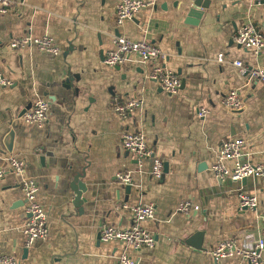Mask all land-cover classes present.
Listing matches in <instances>:
<instances>
[{
    "label": "crops",
    "instance_id": "1",
    "mask_svg": "<svg viewBox=\"0 0 264 264\" xmlns=\"http://www.w3.org/2000/svg\"><path fill=\"white\" fill-rule=\"evenodd\" d=\"M119 1L12 0L0 13V71L12 81L0 87V168L7 166L6 153L25 160L24 175L38 183L49 228L46 239L26 246L19 178L4 174L0 255H12L18 264H115L126 248L100 240L99 230L103 224L127 226L126 203L155 209L143 225L154 233L156 246L133 254L137 264H247L235 255L216 260L211 252L222 239L238 246L264 239V181L219 180L210 166L231 137L245 141L240 161L264 158V83L247 80L232 63L264 67V52L254 54L234 41L247 20L264 35V8L252 0H155L116 25ZM44 34L59 54L9 46L13 38ZM116 35L157 45L165 65L180 76V91L168 95L149 79L152 62L105 65ZM230 89L242 100L237 110L222 102ZM36 97L49 102L40 127L22 119ZM131 98L141 104L122 118L112 106ZM138 129L165 164L158 180L150 173L152 158L138 159L120 142L122 132ZM121 172L131 174L129 192L117 180ZM239 191L257 197L255 209H238ZM184 199L200 210L177 212Z\"/></svg>",
    "mask_w": 264,
    "mask_h": 264
},
{
    "label": "built area",
    "instance_id": "2",
    "mask_svg": "<svg viewBox=\"0 0 264 264\" xmlns=\"http://www.w3.org/2000/svg\"><path fill=\"white\" fill-rule=\"evenodd\" d=\"M257 6L264 8V0H252ZM12 4V0H0V13H6ZM155 0H120L114 7L115 23L122 25L124 22L135 17L136 13L145 8H151ZM234 41L246 49H250L254 54L264 52V35L261 29H256L250 21H245L240 26L234 36ZM112 48L104 54L103 63L109 67H116L126 62L144 63L152 62L149 73L151 79L163 92L168 95H176L181 89V78L173 70L165 65L166 54L154 43L145 39H132L124 35H116L112 38ZM12 49L31 46L39 51L50 55L60 53V48L55 44L54 39L44 34L41 36H21L9 41ZM224 56L219 53L217 60L221 62ZM244 75L247 80H255L264 83V67H248L241 60L232 62ZM12 81L5 77L0 71V87H8ZM223 104L231 110H237L242 106V100L237 89H230L222 99ZM141 104V100L131 98L124 103L113 104V109L125 118L134 108ZM49 102L46 98L36 97L30 107L23 113L22 119L26 123L42 126L47 119ZM205 110H198V116H204ZM120 142L123 148L133 154L136 158H152L151 176L158 180L163 175V161L155 157L148 145L146 135L142 130L124 131L121 133ZM245 141L239 137H231L221 143L218 160L210 166L213 175L223 180L229 178L239 181L248 176H253L264 181V158L260 162L240 161L243 154ZM7 163L6 168H0V177L6 173H12L19 178L20 188L23 192L26 216L23 225V232L26 236V246H31L36 240H44L48 236L47 212L38 201L39 186L35 179L26 177L25 160L13 153L4 154ZM117 180L122 184H131L132 177L128 172L117 174ZM238 209H255L258 199L254 194L239 191ZM122 209L128 217V225L116 227L103 224L99 230L100 240L104 242H120L126 250L119 254L115 264H137L135 253L142 250L151 251L156 246V237L152 231L144 227L143 223L151 220L155 216V209L151 204H123ZM199 204L193 203L189 199L180 201L176 207L177 212L190 214L198 212ZM128 250L131 252L129 253ZM211 255L216 259L230 256H238L247 264H264V239L256 238L250 246H238L234 239H222L212 250ZM0 264H18L12 255L1 254Z\"/></svg>",
    "mask_w": 264,
    "mask_h": 264
},
{
    "label": "water",
    "instance_id": "3",
    "mask_svg": "<svg viewBox=\"0 0 264 264\" xmlns=\"http://www.w3.org/2000/svg\"><path fill=\"white\" fill-rule=\"evenodd\" d=\"M181 85H182V81H181ZM31 105V104H30ZM30 105L29 106H27V108L23 111V113L30 107ZM22 113V114H23ZM12 135H13V133L10 131L9 132V135H8V138H9V142H7L6 143V147H7V149L9 150V151H11V149H12V146H11V143H10V140H11V137H12ZM163 169H165V164H163ZM243 180V179H242ZM78 187H79V189H83V186H81L80 184L78 185ZM125 188H126V192H129L130 191V189H131V186L129 185V184H126V186H125ZM77 195H76V198H75V202L78 204H80V199H81V197H80V195H79V193H76ZM244 209H246V208H244ZM243 209V210H244Z\"/></svg>",
    "mask_w": 264,
    "mask_h": 264
}]
</instances>
